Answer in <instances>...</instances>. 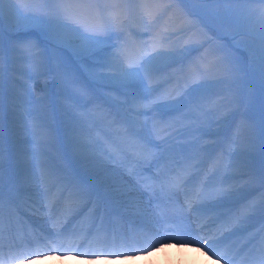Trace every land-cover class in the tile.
Segmentation results:
<instances>
[{
  "label": "snow or ice",
  "instance_id": "6c2138e0",
  "mask_svg": "<svg viewBox=\"0 0 264 264\" xmlns=\"http://www.w3.org/2000/svg\"><path fill=\"white\" fill-rule=\"evenodd\" d=\"M22 2L35 7L0 0V264L53 251L118 257L170 239L204 247L217 264H264V165H251L246 152L254 145L253 125L242 117L227 150L205 168L209 146L193 130L219 125V106L209 108L179 84L174 90L158 89L160 68L184 51L173 46L167 28L157 27L160 12L168 9L144 0H109L110 7L97 10L89 29L77 22L68 0ZM193 2L198 25L231 29L235 56L204 66L183 83L204 75L248 77L264 89V0ZM251 4L260 7H240ZM37 30L101 86L107 108L99 105L95 111L104 110V122L115 129L114 137L105 134L107 146L82 115L100 97L64 61L49 68L38 46L20 35ZM113 32L123 37L119 45L109 42ZM6 74L15 135L44 134L36 130L50 98L37 96L33 82L50 76L57 83L67 133L81 162L79 175L58 172L41 159L47 141L6 150ZM233 103L240 101L227 100ZM259 143L264 149V126ZM113 162L120 167L110 168ZM26 212L38 222L25 219ZM138 232L144 247L136 240Z\"/></svg>",
  "mask_w": 264,
  "mask_h": 264
},
{
  "label": "rangeland",
  "instance_id": "374dc122",
  "mask_svg": "<svg viewBox=\"0 0 264 264\" xmlns=\"http://www.w3.org/2000/svg\"><path fill=\"white\" fill-rule=\"evenodd\" d=\"M98 1L100 5L99 4L95 5L96 0H92L90 3L86 4L87 5L86 7L83 8L80 6V8L77 10L78 13L84 15L85 17L86 16L95 17L94 10L97 7V5L100 8H104L108 4V0H98ZM144 2L153 8H156V7L168 8V5L170 4L171 10H172L171 14H167V11H161L158 17V24H159L158 27L167 28V30L170 32V34H172V36L178 35L176 36L178 38H176L175 40L172 39L171 42L177 50H184V51H180L179 54L176 55L173 59H176V60L180 59L181 57H183L184 54H187L190 49H193L195 46L198 47L199 44H201L202 52L205 49H207V47H209L210 49L208 50V52L209 51L213 52L217 56L215 57L214 62H212L211 64H214L217 61L223 60L222 55H219L218 57V55L215 53V47L213 45V42L216 41V40L213 41V39L215 38L213 37L215 34L213 33V30L215 31V29L209 28V27L205 28V29H208L207 39L210 40L211 43L208 42V44H206L207 42V39H206V40L197 42L198 43L197 44L195 39L192 38V36L198 31V26L200 27L203 26L202 24L198 25L195 20V17L198 15V12H197L198 6L196 4H193L190 1L188 2V5L191 8V11H190L187 5V0L185 3H179L178 0H144ZM78 4L84 5L85 3L84 4L78 3ZM174 13H177L179 15L174 14ZM174 16H178V17L175 18ZM83 19L84 18H82L81 20L82 22L85 21V19L84 20ZM225 32L226 33H221V37H225V42L226 44H228L227 47L231 49L229 47V45L232 44L231 40H229L231 34H228L227 31ZM20 35L26 36L29 40H31L33 43H35L38 46V50L43 54L45 60L48 63L49 68H51L57 60H62L66 64H68L70 69L78 73L79 79L88 87L91 93L93 94L94 91L96 92L94 96L100 97L99 102L104 103V92L101 86L91 81L84 74V72L81 71L79 65L69 55L68 51H66L62 47H59L55 42H53V40L51 39L49 35L39 30L32 31L29 33H21ZM145 35L147 36H144V39L150 38L149 33H146ZM217 35L220 36V33H217ZM109 42L114 45H119V42H121V34L119 32L111 33V39ZM208 55L213 58L212 54H208ZM228 59L229 60L234 59V56ZM225 79L226 78H224L223 76H218V75L199 76V78H195V79L188 81L190 87L187 90L192 93V97H194V95L201 94L210 100L212 97H216L215 95L217 94H222L226 91L231 93L238 86L242 88V91H243L242 95L245 99L246 107L245 109L244 108L241 109V112L238 114V117L231 119L230 121L231 127L229 130L231 133H227L228 136L231 135L229 137L230 139L232 137L234 129L236 128L237 124L239 123L242 117H246L249 120H251L256 115H259L260 94H259V91L253 88L254 90L252 91L255 93V101H254V96L251 94V91H250L251 86H246L247 84V81H245L246 77L241 78L240 81L228 78L232 80L230 81V83H228L230 85L224 84ZM50 81H52V84H50ZM33 83H34L35 92L37 96L43 94V95H47L50 98V103L48 104L47 108L39 115V122L42 125V127L40 129H37L36 131L38 133H44L43 129L45 125L46 124L52 125L51 124L52 122L55 125V134H56V137H58V141L60 143L64 141L63 149H65L66 147V154L68 155V161L70 162L76 161L77 164L78 162L81 163L75 154L73 145L69 138V135H65L67 132L66 115L64 112V102L58 95L59 88L57 90L53 89L51 92L48 91L50 90V87L52 85L57 84V83L53 81L50 76L46 78L41 77L35 80ZM233 84L235 85L234 87H232ZM7 88H8V76L6 74L5 76L4 123H7L6 129H7V138L9 140V144L13 145L14 149H24V148L35 147L37 140L43 141L42 135H39V136L15 135L13 129L10 126V118H9V114L7 111ZM40 89H43V90L39 91ZM252 100H253V103H252ZM225 104H227V101L223 102V105ZM208 107L211 108V106H208ZM231 117H233V115ZM216 131L213 132V128L209 127L208 124H205L201 127L200 134L206 137L205 133L211 134V133H216ZM95 133H96V130H94V133H93L94 136L98 138L104 145L107 144V142L105 141L106 139H104V137H101L99 134L95 135ZM63 137L66 138V140H64ZM51 147H52L51 144L48 145L47 143L44 146L43 156L41 157V159L45 161L46 163H48V159H50V156H51L49 154V150ZM219 154L220 153L218 152V155ZM216 156L217 155H215V157ZM247 159L251 165L255 166L256 168H259L263 165L262 163H264V154L263 152H260L258 154L248 153ZM116 165H117L116 163H111L108 166L110 168H117Z\"/></svg>",
  "mask_w": 264,
  "mask_h": 264
},
{
  "label": "bare ground",
  "instance_id": "6f19581e",
  "mask_svg": "<svg viewBox=\"0 0 264 264\" xmlns=\"http://www.w3.org/2000/svg\"><path fill=\"white\" fill-rule=\"evenodd\" d=\"M15 1H16L15 3L18 4L21 8H24L26 6H28V7L33 6L32 4L25 5V3L22 2V0H15ZM254 6H255V4L241 5L240 7L245 8V9H252V10L258 9V8H255ZM105 7H110L109 0H108V4ZM92 22H93L92 17L87 19V25L85 27L89 28V29L94 27L95 23L92 24ZM129 23L131 26V22H129ZM262 110H264V105L262 107ZM261 114H262V112H261ZM222 121L223 122H221L219 124L221 127L224 126V124L228 121V119L223 118ZM105 124L101 123V126L104 128H107ZM205 168L207 169V168H209V166L206 165ZM139 235L143 237L142 233H139ZM177 253H178V250H168V248H158V249H154L153 251L148 252L147 254L140 256L138 258V260L134 259L133 261L122 263V264H168L169 261H175V260L179 259V256L177 255ZM47 257H49V262L51 261V263H57V262L59 263L61 261L62 262H73V261H77V259H78V256L74 253H65L62 256H58L56 254H51ZM107 259H109V258L99 257V258H96V261L102 262V261H105ZM56 260H58V261H56ZM40 262H41V259L36 257V258H32V259L29 258L27 260L19 261L18 264H31V263L40 264ZM207 264H208V262H207Z\"/></svg>",
  "mask_w": 264,
  "mask_h": 264
},
{
  "label": "clouds",
  "instance_id": "9594fccd",
  "mask_svg": "<svg viewBox=\"0 0 264 264\" xmlns=\"http://www.w3.org/2000/svg\"><path fill=\"white\" fill-rule=\"evenodd\" d=\"M179 259L169 261L168 264H207V262L199 256L198 253L184 249L177 253Z\"/></svg>",
  "mask_w": 264,
  "mask_h": 264
}]
</instances>
